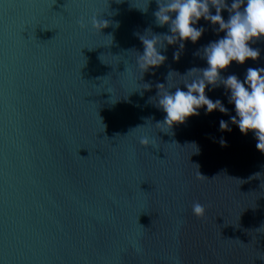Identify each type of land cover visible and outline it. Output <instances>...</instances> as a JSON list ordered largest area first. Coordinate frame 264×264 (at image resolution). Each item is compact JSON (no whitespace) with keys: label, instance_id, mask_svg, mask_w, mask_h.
Segmentation results:
<instances>
[{"label":"water","instance_id":"1","mask_svg":"<svg viewBox=\"0 0 264 264\" xmlns=\"http://www.w3.org/2000/svg\"><path fill=\"white\" fill-rule=\"evenodd\" d=\"M157 10V0H0V264H264V154L231 123L230 93L206 91L226 115L157 124L158 92L186 90L224 33L201 19L195 44L169 45ZM153 35L166 60L144 72L141 37ZM251 47L259 59L224 78L264 68V39Z\"/></svg>","mask_w":264,"mask_h":264},{"label":"clouds","instance_id":"2","mask_svg":"<svg viewBox=\"0 0 264 264\" xmlns=\"http://www.w3.org/2000/svg\"><path fill=\"white\" fill-rule=\"evenodd\" d=\"M158 10L154 13L159 26H168L171 35H166L169 45L191 41L195 44L203 35L205 29L196 27L203 19L217 32L224 33L222 38L210 42L203 48L202 58L206 60L204 69H192L200 75L189 82L175 88L174 91L158 92L156 106L165 113L162 122L169 129L184 124L188 119L198 116L201 109L206 114L219 111L228 114L227 108L217 99L215 102L206 94L209 86L213 89L223 86L230 93L228 101L234 105L235 115L230 117L231 123L237 126L243 135L252 133L257 141L256 148L264 154V68L249 67L246 76L241 81L236 75L224 78L221 73L233 63L244 65L247 61H257L260 57L258 49L251 45L264 39V0H157ZM214 9V14L213 10ZM229 13L225 21L222 12ZM91 25L97 30L108 27V22L93 17ZM82 28L87 25L81 22ZM142 38L143 53L139 54V66L144 72L150 68L162 65L166 57L159 51L158 38ZM174 59H179L174 54ZM187 73V74H188ZM163 85H159L161 87ZM221 131H230L224 120L220 121ZM140 143L147 147L148 139L142 138ZM224 144V141H221ZM83 158V157H81ZM203 177V176H202ZM193 215L202 217L204 206L196 202L192 206ZM260 259L264 261V254Z\"/></svg>","mask_w":264,"mask_h":264}]
</instances>
